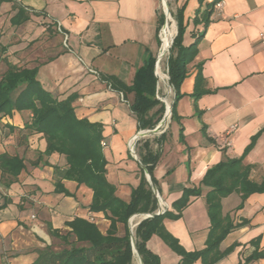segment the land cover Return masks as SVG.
Returning <instances> with one entry per match:
<instances>
[{
  "label": "crops",
  "instance_id": "0c3cea01",
  "mask_svg": "<svg viewBox=\"0 0 264 264\" xmlns=\"http://www.w3.org/2000/svg\"><path fill=\"white\" fill-rule=\"evenodd\" d=\"M211 1L204 0L202 9ZM160 3L3 1L0 47L6 49L0 50V79L8 62L37 67V78L46 90L59 99L72 95L79 118L101 123L107 179L125 201L131 199L133 188L145 173L139 146L148 139L157 148L162 141V153L154 168L156 186L169 210L177 213L173 203L184 189L198 187L207 170L223 160L242 158L252 165L253 180L261 182L264 178V43L260 36L264 33V0H223L221 12L214 8L206 27L204 22H193L200 0H175L176 7L185 4L188 25L184 45L194 41L195 33L202 32V37L194 58L187 63L175 115L163 135L138 136L137 153L133 155L129 143L145 129L139 128L131 109L134 93L124 87L132 84L148 57H157ZM20 6L30 19L12 24L11 18ZM57 24L64 33L56 29ZM30 116L28 111L14 110L0 117V156L19 155L25 162L17 177L0 168V264H34L40 252L52 246L54 236L49 229L64 234L71 229L66 221L74 217L95 222L103 233L111 223L105 212L90 210L91 188L65 179L71 195L56 192L54 167L42 161L32 164L47 142L41 133L21 131ZM231 126H236L230 136L233 144L226 147V132ZM46 159L51 164H66L65 156L58 153L44 156ZM209 189L203 186L201 195L192 196L181 216L163 219L166 229L186 251L206 247L211 227L205 197ZM241 202L238 191L221 199L223 217L238 224L221 242L219 253L223 254L213 263L200 258L192 264H238L253 252L251 240L257 237H261L260 249H264V192L250 194L239 208ZM135 215L144 218L143 213ZM124 232V224L118 223L117 234ZM147 247L160 257V264H181L182 256L157 234L151 236ZM247 264H264V258Z\"/></svg>",
  "mask_w": 264,
  "mask_h": 264
},
{
  "label": "trees",
  "instance_id": "16d2710c",
  "mask_svg": "<svg viewBox=\"0 0 264 264\" xmlns=\"http://www.w3.org/2000/svg\"><path fill=\"white\" fill-rule=\"evenodd\" d=\"M14 1V0H0ZM196 9L193 22H204L205 27L210 21L211 14L217 2L212 0ZM14 4H16L14 2ZM17 7V6H16ZM185 4L177 8L174 14L177 20L178 32L174 39L173 53L169 59L170 82L175 90V100L172 104V117L179 98V87L187 75V63L190 62L197 50V44L202 37L195 33L194 41L184 45V35L187 29L185 22ZM30 19V15L23 7H18L17 13L11 18L12 24H21ZM164 16L159 14L160 25ZM161 27V26H160ZM6 49L5 46H1ZM155 57H148L144 64L136 71L131 85L124 87L125 91L133 92L134 99L131 109L136 114L140 129H153L162 119L165 105L156 96L157 76L155 75ZM8 68L0 79V117L11 115L14 110L28 111L30 118L24 122L21 131L27 134L41 133L46 139V149L39 151L38 158L33 165L54 167L55 191L71 195L63 180H73L84 184L93 191L90 210L103 211L111 220L106 233L99 226L86 218L74 217L66 221L71 229L64 234L59 229H49L51 235L60 237L70 247L53 250L52 246L42 250L34 264H132L134 249L129 219L137 213L153 214L158 208V199L144 171L139 185L132 190L131 199L125 201L116 194V186L107 179V159L102 144L103 125L91 122L87 118H79L73 105L74 97L59 99L46 90L37 78V67L28 68L17 64L7 63ZM198 77V76H197ZM159 107L155 109V107ZM151 111H153L151 113ZM12 129L15 125L11 126ZM163 135V133L161 134ZM53 153L64 155L65 166L51 164L43 160L44 156ZM140 163L146 166L152 181L158 185L154 176V168L162 153V141H158L157 148H153L148 139L139 146ZM0 168L3 173L17 177L25 168L24 157L4 154L0 156ZM144 170V169H143ZM252 165L245 164L242 158L223 160L210 167L198 187H186L182 196L173 203L177 213L166 210L159 215L141 219L134 229L137 252L143 264H160V257L153 253L147 242L152 235L160 236L173 250L179 253L181 264H192L202 258L204 262H215L221 253L219 246L229 232L238 224L226 221L222 215V197L238 191L242 194V208L247 197L255 192H264V178L261 182L250 177ZM203 186L210 189L206 193L207 208L211 220L206 247L195 251H186L171 232L163 224L166 217L176 218L191 202L192 196H199ZM125 226L123 235L117 234V224ZM261 237L251 240L255 246L253 252L238 264H247L264 258V249H260ZM228 251V249H226ZM225 253V252H224Z\"/></svg>",
  "mask_w": 264,
  "mask_h": 264
},
{
  "label": "rangeland",
  "instance_id": "374dc122",
  "mask_svg": "<svg viewBox=\"0 0 264 264\" xmlns=\"http://www.w3.org/2000/svg\"><path fill=\"white\" fill-rule=\"evenodd\" d=\"M166 3L168 6L170 16L168 15V12H167V14L165 13L166 9H165L163 1L161 0L159 12L162 13L164 16V20H163V23L161 24V27L163 25H165L166 21H168V26H167L166 32L168 30L170 31V29L172 30V27H174V26H175V32L171 38V41H170L171 43H169V45L167 46V49L165 50V53H164L165 55L163 54L164 56L162 57L160 63H161V66H162L164 73L169 76V81H170L169 59L173 53L174 39H175L177 32H178L177 20H176L174 14L177 12V8H179V7H176L175 0H166ZM45 25H46V23H45ZM161 44H162V41L160 39V45H159L160 47H161ZM0 50H1V47H0ZM23 65H25V64H23ZM155 68H156V61H155ZM161 79H162V77H161ZM158 80H159V78L157 77V86H158ZM170 85L172 86L171 82H170ZM160 86H161V88L159 89L160 90L159 93L162 97H164L168 100V102H169L168 106L170 107V104L172 105L173 101L175 100V96H174L175 90L174 89L170 90V88L167 85V82L164 83L163 81H160ZM162 103L165 105V102H162ZM165 112H166V106H165V110L163 112L162 118L164 117ZM171 117L166 120L165 126L168 124ZM156 134H160L159 130H157L156 132L148 133L144 138H147V137L153 138V136ZM139 139H140V137L136 139V143H137V140H139ZM135 153H137L136 146H135ZM134 215H132V216H134ZM141 217L142 216H136V222H138L141 219ZM135 227L132 228L133 233H134ZM64 232H66V231H64ZM64 247H70V245H67L60 237L54 236L53 243H52V249L57 251V250L63 249ZM133 263L134 264H140V258H139V255L137 252L134 253Z\"/></svg>",
  "mask_w": 264,
  "mask_h": 264
},
{
  "label": "built area",
  "instance_id": "2783aa9c",
  "mask_svg": "<svg viewBox=\"0 0 264 264\" xmlns=\"http://www.w3.org/2000/svg\"><path fill=\"white\" fill-rule=\"evenodd\" d=\"M162 1H163V3H164V0H162ZM222 7H223V0L217 2L216 5H215V8H216V10H218V12H221ZM165 11H166V10H165ZM165 13L167 14V11H166ZM168 15L170 16L169 13H168ZM168 15H167V16H168ZM169 16H168V17H169ZM169 18H170V17H169ZM57 25H58V24H57ZM167 25H168V21H166L165 25H163V26L160 28V31H159V38L161 39V41H162V35L164 34V29H165V27H167ZM56 29H57L58 31H60L61 33H64L63 30L60 28L59 25L56 27ZM260 36H261V41L264 43V33H261ZM67 39H68V36H67V34L65 33V34H64V45H65V46H67ZM161 45H162V44H161ZM160 61H161V47L159 48V52H158L157 57H156L155 75L159 78V80H158V86H157V94H156V96H157V98H158L159 100H161L162 102H165V106H166V112H165V114H164L165 121H164V123L160 126V128L158 129V130H159V133H163L164 130H165V122H166V120L169 119V118L172 116V112H170L169 117H167V114H168V112H169V108L172 107V105L170 104V107H169V106H168V100L160 95V93H159V91H160L159 89L161 88V86H160V81H163L164 83L167 82V85H168V87L170 88V90H171V89H174V87L170 85L169 76L166 75V74L164 73ZM159 64H160V67H161V70H162L163 74L165 75V78H162V79H161V77L159 76V74H158V70H157ZM91 71H93L94 73H97L95 70H91ZM175 95H176V93H174V96H175ZM173 102H174V101H173ZM172 104H173V103H172ZM156 126H157V125H156ZM235 129H236V126H231V127L227 130V132H226V134H227V139H226V141H225V146H226V147H231V146H232V144H233V140H232V138H231L230 136H231V134L235 131ZM137 138H138V137L135 136V137L130 141V143H129V148H130V151L132 152L133 155H135V146H136V139H137ZM102 144H103L104 146L106 145L105 142H102ZM156 197H157V199H158V208H157V210H156V213H163V212H165L166 210H168V209H169V206L166 204L165 201L162 200V198L160 197L159 193L156 194ZM149 215H150V213L143 214V216H149ZM135 216H136V215H134V216L130 219V220H131V221H130V228H131V229L134 228V227L137 225V222H136V221H135L134 223L132 222V221H133L132 219H133Z\"/></svg>",
  "mask_w": 264,
  "mask_h": 264
},
{
  "label": "water",
  "instance_id": "95a60500",
  "mask_svg": "<svg viewBox=\"0 0 264 264\" xmlns=\"http://www.w3.org/2000/svg\"><path fill=\"white\" fill-rule=\"evenodd\" d=\"M164 2L166 3V0H164ZM166 11L169 13L167 3H166ZM169 112H172V107L169 108ZM164 121H165V117H163V118L161 119V121L157 124V126H156L155 128H153V129H145V130H142L141 132H139V134L137 135V137H138V136H145V135H147L148 133H151V132H156V131L160 128V126L164 123ZM142 167H143V169L145 170L146 176H147V178H148V180H149V182H150V184H151V186H152V189H153L154 193H155V194L159 193V190H158L156 184L152 181L151 176H150V174L148 173V171H147V169H146V166L142 165ZM159 214H160V213H156V212H155V213H153V214H150L149 216L159 215ZM149 216H144V218H145V217H149ZM132 217H133V216H132ZM132 217H131V218H132ZM131 218H130V219H131ZM130 221H131V220H129V223H130ZM140 221H141V220H140ZM140 221H139V222H140ZM139 222H138V223H139ZM138 223H137V224H138ZM131 232H132V244H133V249H134L135 252H137L136 245H135V238H134L133 230H132V229H131ZM137 253H138V252H137ZM138 255H139V257H140L141 264H143L142 258H141V256H140L139 253H138Z\"/></svg>",
  "mask_w": 264,
  "mask_h": 264
},
{
  "label": "bare ground",
  "instance_id": "6f19581e",
  "mask_svg": "<svg viewBox=\"0 0 264 264\" xmlns=\"http://www.w3.org/2000/svg\"><path fill=\"white\" fill-rule=\"evenodd\" d=\"M164 6H165V9H166V3L164 2ZM168 26V25H167ZM166 30H167V27H165V29H164V34L162 35V45H161V59H162V57L165 55L164 53H165V50L167 49V46L169 45V43H171L170 41H171V38H172V36H173V34H174V32H175V26L174 27H172V30L170 29V31L168 30L167 32H166ZM164 54V55H163ZM158 74H159V76L160 77H162V78H165V75L163 74V72H162V70H161V67H160V64H159V66H158ZM169 103V102H168ZM169 114H170V112H168V114H167V117H169ZM136 217V216H135ZM135 217L132 219L133 221V223H134V220H135Z\"/></svg>",
  "mask_w": 264,
  "mask_h": 264
}]
</instances>
